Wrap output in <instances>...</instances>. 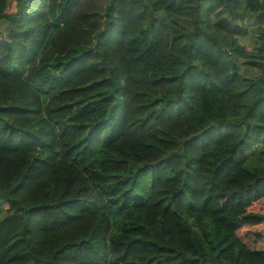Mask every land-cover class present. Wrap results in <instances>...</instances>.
Masks as SVG:
<instances>
[{
  "label": "trees",
  "instance_id": "16d2710c",
  "mask_svg": "<svg viewBox=\"0 0 264 264\" xmlns=\"http://www.w3.org/2000/svg\"><path fill=\"white\" fill-rule=\"evenodd\" d=\"M263 148L264 0H0V264H264Z\"/></svg>",
  "mask_w": 264,
  "mask_h": 264
},
{
  "label": "rangeland",
  "instance_id": "374dc122",
  "mask_svg": "<svg viewBox=\"0 0 264 264\" xmlns=\"http://www.w3.org/2000/svg\"><path fill=\"white\" fill-rule=\"evenodd\" d=\"M255 24H257L256 22H251V24H249V25H255ZM251 35H252V33L251 32H248L247 34H245L242 38H241V40L242 41H244L245 43H247V45H250V40H251ZM254 76V75H253ZM264 149V148H263Z\"/></svg>",
  "mask_w": 264,
  "mask_h": 264
}]
</instances>
